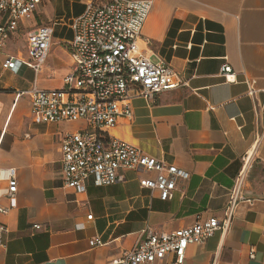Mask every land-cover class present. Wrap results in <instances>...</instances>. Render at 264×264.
Segmentation results:
<instances>
[{
  "label": "crops",
  "instance_id": "obj_1",
  "mask_svg": "<svg viewBox=\"0 0 264 264\" xmlns=\"http://www.w3.org/2000/svg\"><path fill=\"white\" fill-rule=\"evenodd\" d=\"M89 1L42 0L0 49V206L8 203L7 170H15L17 184L16 207L0 212L6 228L0 264H112L149 231L224 220L232 201L228 228L188 246L187 264H264V0H151L141 49L188 85L155 100L133 99L131 117H120L109 135L188 173L168 200L140 185L154 172L123 171L119 182L89 181L81 193L64 185L60 143L82 124H36L29 96L18 94L33 82L63 87L73 69L72 32L58 44L52 39L48 54L58 47L66 62L54 56L55 64L44 63L36 76L25 65L1 66L6 55L25 56L29 30L53 23L68 28ZM38 14L44 20L29 25ZM224 65L230 81L222 76ZM95 239L101 244H92Z\"/></svg>",
  "mask_w": 264,
  "mask_h": 264
},
{
  "label": "built area",
  "instance_id": "obj_2",
  "mask_svg": "<svg viewBox=\"0 0 264 264\" xmlns=\"http://www.w3.org/2000/svg\"><path fill=\"white\" fill-rule=\"evenodd\" d=\"M42 0H0V49L19 29L21 20L30 19ZM152 7L151 0H91L83 12L67 24L72 32L68 42L72 72L63 78L59 89L39 88L33 82L21 90L31 103L36 124L78 122L82 126L66 132L61 140V178L64 185L78 193L89 181L95 186H109L122 179L123 171L154 172V179L144 178L140 185L157 189L160 199L172 198L177 180L188 173L165 160L144 153L140 148L109 135L120 117L132 115L130 102L135 98L155 100L166 91L188 85L178 72L163 60L153 61L143 53L140 36ZM54 23L26 33L25 56L6 55L3 69L30 68L35 76L42 71L52 44ZM230 67L224 65L222 76L230 81ZM1 177V173H0ZM8 203L0 212L16 207V174L7 170ZM242 184L240 174L236 192ZM233 201L224 220L210 217L171 232L149 231L130 250L122 252L112 264H187L186 250L202 244L218 229H227ZM88 215L87 219H91ZM39 229L40 226H35ZM6 231L0 225V243ZM92 244H101L95 239ZM254 251L250 250L253 258Z\"/></svg>",
  "mask_w": 264,
  "mask_h": 264
},
{
  "label": "rangeland",
  "instance_id": "obj_3",
  "mask_svg": "<svg viewBox=\"0 0 264 264\" xmlns=\"http://www.w3.org/2000/svg\"><path fill=\"white\" fill-rule=\"evenodd\" d=\"M43 20H44V15L38 14L37 16L33 17L28 22V24L30 25L31 23H34V22H36V24H40ZM63 37H71V31L67 27L62 26L61 23H56L54 25L53 41H55L58 44L59 42H57V40L59 38H63ZM18 45L21 46L20 40L18 41ZM54 56H57V60L61 61V62H66V60H67L64 55H62L60 52L58 53V47H56V49L53 51V54L51 51V54L47 58L44 65L52 67L56 62ZM153 61H154V59H153ZM49 84L50 83H47V85H49Z\"/></svg>",
  "mask_w": 264,
  "mask_h": 264
}]
</instances>
